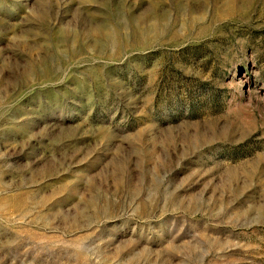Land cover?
<instances>
[{"label":"rangeland","instance_id":"374dc122","mask_svg":"<svg viewBox=\"0 0 264 264\" xmlns=\"http://www.w3.org/2000/svg\"><path fill=\"white\" fill-rule=\"evenodd\" d=\"M0 264H264V0H0Z\"/></svg>","mask_w":264,"mask_h":264}]
</instances>
